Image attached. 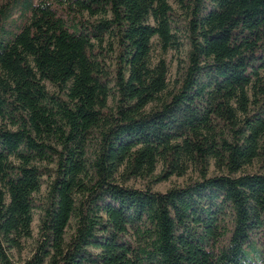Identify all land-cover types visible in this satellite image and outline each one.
<instances>
[{"label": "trees", "instance_id": "trees-1", "mask_svg": "<svg viewBox=\"0 0 264 264\" xmlns=\"http://www.w3.org/2000/svg\"><path fill=\"white\" fill-rule=\"evenodd\" d=\"M255 160L264 0H0V264H264Z\"/></svg>", "mask_w": 264, "mask_h": 264}, {"label": "rangeland", "instance_id": "rangeland-1", "mask_svg": "<svg viewBox=\"0 0 264 264\" xmlns=\"http://www.w3.org/2000/svg\"><path fill=\"white\" fill-rule=\"evenodd\" d=\"M152 63H155L159 58L163 57L165 59L166 65L169 70L168 74V81L171 82L175 75L176 70L179 65H182L185 60V50L187 48L186 45L181 46L178 50L175 49H168L165 53H162V49L160 45L157 43L156 40H153L152 42ZM108 64H112L111 61H108ZM49 89L53 90L51 86H48ZM112 100L109 99L108 105L112 106ZM160 165H158L156 171L153 173V175L150 176H143V177H131L126 181V185L138 188V189H144L146 186H150L152 190L158 191V192H164L170 187L173 186H182L189 180H195L198 178V175L194 168L190 167L188 171L183 176H170L167 179L158 180L157 176L160 173ZM245 170L248 172H260L264 173V163L261 161L255 160L253 163L247 167H245ZM214 172V167L211 164L208 174H212ZM118 178V177H117ZM47 177H43V183L40 187V190L38 193H36L34 196L37 200L43 199L45 196L46 190H47ZM41 212L37 209L33 211V221L31 224V230L32 235L31 238L26 239L23 241V250L21 253H17L16 251H11V256L14 260L17 261H23L26 258H28L31 254V251L33 249V246L35 244V241L37 239V231H38V224H39V218H40ZM72 230V224L71 227L68 229L67 233H70Z\"/></svg>", "mask_w": 264, "mask_h": 264}]
</instances>
